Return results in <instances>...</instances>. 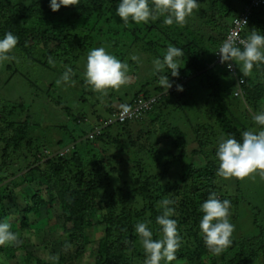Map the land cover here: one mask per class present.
I'll use <instances>...</instances> for the list:
<instances>
[{
    "label": "trees",
    "instance_id": "1",
    "mask_svg": "<svg viewBox=\"0 0 264 264\" xmlns=\"http://www.w3.org/2000/svg\"><path fill=\"white\" fill-rule=\"evenodd\" d=\"M251 1L212 0L210 9L218 7L220 3L227 9L221 13L225 18L232 20L239 16ZM50 2L51 0H0V39L8 32L18 37V44L10 54L14 58L0 63V69L11 72L12 78L17 75V66L28 62L58 76L62 75L67 67L73 71L81 57L98 46L94 35L104 33L99 29L102 23H112V19L106 21V16L111 10L117 9L121 0H78L76 6H62L57 12L51 10ZM208 2L198 1L201 12L205 10L202 4L208 5ZM149 4L151 6V0ZM191 17L192 15L187 18L183 26L175 23L166 26L163 24L164 17L141 23L146 27L143 29L146 37L141 36L137 29L128 32L132 36L130 44L139 48L144 55L152 57L146 63L155 59L162 60L163 53H160L159 49H167L169 45L181 48L184 52L182 57L177 58L180 67L178 77H172L167 68L163 73H154L153 69L150 73L151 79L143 83V88L153 86L155 93L152 95L145 92V98L160 95V99L140 120L112 125L104 129L101 135L89 139L88 134L96 127H101L107 119L98 115L91 123L87 115L73 117L74 125L88 126L80 135L82 140L76 142L66 156L54 155L49 158V155L44 156L38 151L33 163L26 158L28 168L17 180L10 181V184L14 185L12 190L10 185L6 186L1 180L5 163L0 166V222L9 223L11 231L18 234V239L35 231L36 226L46 219L47 209L53 199L60 203L64 237L59 245L58 259L48 264H72L70 260L80 257L93 243L88 230L97 223L104 227V231L97 241L93 264H144L146 255L135 226L140 222L148 223L153 232V239H159L160 231L156 217L162 210L157 208V204L165 198L174 201L171 207L175 208L177 215L172 219L177 221V230L181 237V246L175 253L176 259L167 264L181 260H186L188 264H264V214L254 211V235L236 241L233 231L231 246L219 256L209 253L199 229L203 217L201 205L212 193L221 201H231L230 213L235 212L231 224L236 225L239 220L237 207L244 198L238 193L234 196L223 193V178L216 175L219 166L216 151L222 137L234 136L242 142L241 133L248 130V121H244L243 116L238 114L241 100L234 97L238 88L237 82L238 79L244 78L245 83L241 88L245 92L246 105L258 110L257 106L264 100V83L261 82L264 78V64L254 65L249 76H242L240 73L241 76L238 77H235L232 71L219 70L217 66L209 68L215 60L216 51L225 40L230 25H223L206 15L209 17L205 19L207 24L218 31V37H207L191 30ZM253 29L264 35V8L254 10L243 37L246 38ZM110 33L109 31L107 34ZM50 57L54 66L49 63ZM137 57L140 60V57ZM239 67L237 65L238 71ZM160 75L168 76L172 88L167 90L158 84ZM80 85L85 97L93 95L94 91L85 81L81 80ZM177 85L182 86L183 91L170 93ZM52 89L54 84H49L46 93H50ZM195 89L203 100L196 104L197 109L186 111V95ZM100 94L95 93V96ZM109 97H113L112 94ZM138 98L139 95L136 94L124 105L132 106ZM177 98L183 106L180 109L184 108L187 113L183 115L185 120L182 124L169 122L164 117L165 111ZM83 100L88 102L84 97ZM99 100L97 98L93 106H98ZM10 105L0 106V144H4V159L9 154L24 153L25 149L28 153L32 152L27 142L31 140L35 126L30 121V116L8 121L12 114L15 116L16 107H13L11 113ZM105 111L110 116L115 113L112 107H107ZM189 112L195 115L198 122L189 120ZM141 122L158 124L163 134L161 138L171 142L177 155L173 152L162 155L161 152L155 151L149 133L145 134L140 127ZM66 131L72 136L71 140L78 134L76 129L67 128ZM107 141L117 144L114 160L106 151V156H101L94 147L97 143L106 146ZM62 142L60 139L56 144ZM38 146L43 147L47 153L51 151L40 142ZM126 153L132 155V158L121 157ZM45 157L46 161L39 164ZM198 157L205 162L200 168L194 163ZM159 158H164L163 165H160ZM113 161L118 162L116 164ZM27 184L32 187L42 186L44 191L38 189L26 192L32 197L20 202V193H16L15 189ZM44 192L51 197L50 201L43 200ZM96 211L97 218L94 214ZM66 244L70 245L67 249L73 248L69 261L66 258ZM14 248L0 245V254L10 252V257H14L11 252ZM26 259L31 263L34 258L31 253L26 252ZM36 264L47 263L37 259ZM161 264L166 262L162 261Z\"/></svg>",
    "mask_w": 264,
    "mask_h": 264
},
{
    "label": "rangeland",
    "instance_id": "2",
    "mask_svg": "<svg viewBox=\"0 0 264 264\" xmlns=\"http://www.w3.org/2000/svg\"><path fill=\"white\" fill-rule=\"evenodd\" d=\"M198 1L200 2V0H197V3ZM208 1V5L202 4L205 9L204 11L201 12L199 7L194 10L191 22H189L190 27L192 28L191 30L200 35L207 37L217 36L218 31L215 30L216 28L207 24L205 19L209 17H206V15H210L211 19L220 21L223 25H230V21L232 22L233 19L231 20V18H225V15L221 13L223 10H227L226 7H222V4L219 3L218 7L210 9L212 0ZM106 18V21L108 19H112V23L110 24L107 22L101 24L99 29L101 28L104 33H100L99 36H96L97 34L94 35L98 45L94 48L104 47L106 52L115 56L121 62L127 63L129 66L127 72V76L129 77L128 83L121 86L119 89H109L107 95L100 94V96H95V93L97 92H94L91 97H85L82 93L83 87L80 85V81H85L84 72L88 54L82 56L76 64L75 69H73L71 80L67 84L62 83L57 85L56 81L62 75H55L52 72L46 71L43 67L39 65L36 66L31 62H28L23 66H17V68L19 67L17 70L18 72L13 78L11 72H7L5 69H0V106L11 104L9 108L11 113H13V107H16L14 109L15 116L12 114L8 121L13 119L19 120L25 118L26 116H30V118H28L35 124L34 129L32 130V138L27 142V145L30 147L32 152L28 153V150L25 149L24 153H20L18 155L9 154V156L4 159L2 154L4 144H0V166L2 167L5 163L1 174V180L4 181L6 186L10 185L11 190L14 189V185H11L10 181L17 180L20 174L24 173L28 168L27 162L25 161L26 158L33 163L35 161V155H37L36 153H38V151L39 154H43L44 156L49 155L47 156L49 158L54 155L62 156V150L68 151L69 153V150L73 149L76 142L78 143L82 140L80 135L83 130H87L88 126L85 124L79 126L74 125L75 123L73 122V117H78L80 115L83 117L84 114L88 116V120L91 123L96 120L98 115L102 118L108 119L110 115L107 114V111H105L107 107L114 108L116 113L121 108V105L129 103L136 94L139 95V97L144 96L145 92H149L152 95L155 94L153 86L143 88V83L148 82L151 79L150 73L154 69L153 62L151 60L146 63L149 59H152V57L146 54L144 55L143 52H140L139 48L132 46L130 44L132 36L131 34H128V32L137 29L141 32V36L146 37L143 30L146 28L144 27L145 23L136 24L130 20L128 25L124 26L123 22L116 15V10H111V12L107 14ZM109 31L111 33L107 34ZM117 32L120 34H117ZM92 33L94 34V32ZM123 33L125 35H123ZM122 39L124 40L122 41ZM112 44H116L118 46L114 47ZM159 50L160 53H163L164 55L166 49L160 48ZM141 54L143 55V58H141ZM133 56H139L140 60H134V62L132 59ZM138 62L139 64H137ZM234 63L235 62H233V64ZM213 66H217L215 64V60L209 68H212ZM234 67L235 71L233 75L236 74V76L234 75L235 77H238V75L241 76L235 64ZM217 68L221 71H229L227 70V67L217 66ZM241 79L245 83L244 78L242 77ZM241 79H239L238 82ZM261 82L264 83V78ZM244 83L241 84L242 87ZM49 84H54V89H52L50 93H46V88ZM110 94H112L113 97H109ZM81 95L84 99H88V102H84ZM156 96L160 95L152 96V98ZM186 97L188 98L185 106L186 111H188V109L190 111L197 109L196 104L203 100L200 93L197 92V89L190 90V93H188ZM244 97V90H242V96L236 97L241 100L238 114L243 116L244 121H248V124L246 123L248 130H260V126H257L254 123L253 116L261 111H264V100H262L260 105L257 106L258 108L256 107L258 109L256 110L255 108L248 106V104L246 105ZM97 98L100 99V104L98 106H93ZM182 107L183 106L179 103L178 98L174 99L169 106V109L165 111L164 117L166 120L182 124L185 120L183 115L187 114L184 108L182 110L180 109ZM26 108H28L27 111H25ZM169 114L171 116H169ZM190 119H192L195 123L198 122V120H195V115L191 114V112H189V120ZM145 122H141L140 127L143 128V132L145 134L146 132L149 133V139L152 144L155 145V151L161 152L162 155L169 152H173V154L177 155V151L172 148L171 142L161 138V136H163L162 130L160 129L161 127L158 124H145ZM67 128L77 130L76 132L78 134H76L72 140V136H69L66 131ZM60 139L63 141L62 144H56V141H59ZM38 141L51 151L47 154L43 147L38 146ZM156 142L159 143L155 144ZM116 145L117 144L115 143L107 141L106 146L97 143L94 147L97 150V153L101 156H106V151L110 158L114 160ZM126 151H128V149H126ZM38 156L41 157L40 155ZM121 157L128 159L129 157L132 158V155L126 153ZM46 159V157L41 159L39 164L44 163ZM159 159L160 165H163L165 162L164 158ZM117 162L118 161L115 163L117 164ZM194 163L200 168L204 166L205 162L201 157H198L195 159ZM15 175L17 176L16 178L14 177ZM124 177L126 178L127 176L124 175ZM223 181L224 184L227 183V185H221L223 187V193L226 192L227 194L233 196L238 193L239 196L244 198V200L241 201V204L237 207L239 220L235 223L236 225H234V239L237 241L240 238L254 235V213L260 212L259 214H264V179H261L259 175H256L254 178L249 177L244 180H237L233 178L223 179ZM38 189L44 191V187L42 186L32 187L28 184L15 189L16 193H20V195L18 194V201L22 202L25 198L30 199L32 195L26 192H33ZM42 198L46 202L51 199V197L45 192L42 194ZM50 205L51 206L47 209L46 219H44L41 224L36 226L35 231L25 234L23 238L19 239V241H21L19 244H5L8 248L15 247V250L11 251L14 254V257H10V252L7 254H0V264H36L37 259L48 264L53 263V261L48 259L49 256H59V245L64 237L62 230V212L59 207L60 203L57 199H53ZM234 213V211L230 213V223H232V215H234ZM94 214L95 218H97L98 212L96 211ZM88 231L93 243L86 248L85 252L80 257H75L73 260H70L73 248L66 249L67 261L70 260L72 264H93L94 262V258L97 253V241L103 236L104 227L97 223L91 230ZM45 240L49 241V244L45 243ZM25 251L33 255L34 259L31 263L27 261ZM173 264L188 263L186 260H181Z\"/></svg>",
    "mask_w": 264,
    "mask_h": 264
},
{
    "label": "clouds",
    "instance_id": "3",
    "mask_svg": "<svg viewBox=\"0 0 264 264\" xmlns=\"http://www.w3.org/2000/svg\"><path fill=\"white\" fill-rule=\"evenodd\" d=\"M77 4L78 0H51L50 8L53 12H57L62 6L67 8ZM198 7L197 0H151V6L149 0H121L116 9V15L124 26H127L130 20L140 24L148 23L149 20L155 21L160 17H164L163 24L166 26H172L174 23L183 26L187 18ZM237 23L247 25L246 20H237ZM17 44L18 37L11 32L6 33L0 39V63L14 58L10 54ZM216 53L220 57V63L226 64L229 71H232L233 62H235L236 67L240 66L239 71L242 76H249L254 65L264 64V35H260L257 30L253 29L246 38L237 40L235 33L230 34ZM183 55L181 48L169 45L163 59L153 61L154 73H163L167 68L172 77H178L180 67L177 58ZM132 59L138 60L139 58L133 56ZM49 63L54 66L51 57ZM128 68L127 63L121 62L106 52L104 47L94 48L87 56L84 72L85 84L90 86L94 92L107 95L109 89H119L128 83ZM72 74V69L67 67L56 84H67ZM239 82L243 83V80ZM158 84L167 90L173 86L167 75H160ZM176 90L182 92L183 87L177 85ZM121 109L122 113L131 112L128 105H121ZM253 121L260 126V130L243 131L241 133L242 142L234 136L220 139L216 151L219 164L216 172L218 177L244 180L259 175L261 179H264V111L255 114ZM91 133L88 134V138ZM67 153L68 151L65 154ZM173 204L174 201L167 198L157 204V208L162 210L161 214L156 217V224L160 231L159 239H153V232L149 229L148 223L140 222L135 226L146 255L144 264H161L162 261L167 264L176 259L175 253L181 246V237L177 230V221L172 219L177 215L175 208L171 207ZM230 209L231 201L227 199L221 201L215 193H212L201 205L200 211L203 217L199 223V229L209 253L213 256L221 255L232 244L231 236L234 225L229 220ZM13 243H21L18 234L10 231L9 223L0 222V245ZM68 247L70 245L66 244L65 249ZM48 259L55 262L58 257L49 256Z\"/></svg>",
    "mask_w": 264,
    "mask_h": 264
},
{
    "label": "built area",
    "instance_id": "4",
    "mask_svg": "<svg viewBox=\"0 0 264 264\" xmlns=\"http://www.w3.org/2000/svg\"><path fill=\"white\" fill-rule=\"evenodd\" d=\"M264 8V0H252L251 3L249 5H247L245 7V9L243 10V12L237 16L236 18H234L230 24L228 33L225 37V39L230 35L235 33L236 35V39H243V33L245 32L246 28L249 25L250 19L254 13V10L256 9H261ZM237 20H241L247 21V25L246 24H238ZM221 46V45H220ZM219 50V48H218ZM217 50V51H218ZM216 51V52H217ZM215 64L217 66H226V64H221L220 63V57L217 53H215ZM235 71V67L233 64V69L232 72L234 73ZM236 76V74H234ZM239 80V79H238ZM244 83V81H243ZM238 82V89L235 91L234 96L235 97H240L242 96V88H241V84ZM176 87L174 89H172L170 91L171 92H175ZM160 96H156V97H150V98H145L144 96L139 97L138 99H136L133 103L132 106H129L131 108V112L129 113H122V109L120 108L116 113H114L113 115H111L107 121L101 126V127H96L94 129V131L89 135L90 139H94L95 137L99 136L102 134L103 129L108 128L112 125L115 124H125L128 122H133L136 120H140L142 118L143 115L147 114L148 112H150L159 102ZM67 151H63L62 155H64Z\"/></svg>",
    "mask_w": 264,
    "mask_h": 264
}]
</instances>
